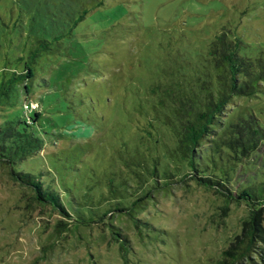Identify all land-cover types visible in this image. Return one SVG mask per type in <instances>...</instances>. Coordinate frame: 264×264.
Masks as SVG:
<instances>
[{"label":"rangeland","instance_id":"rangeland-1","mask_svg":"<svg viewBox=\"0 0 264 264\" xmlns=\"http://www.w3.org/2000/svg\"><path fill=\"white\" fill-rule=\"evenodd\" d=\"M222 25L264 44V0H0V78L59 36L0 117L26 120L24 101L37 104L45 144L19 167L40 171L72 214L38 203L0 162V264H218L253 219L264 237V211L234 197L264 158L244 157L228 194L184 176L164 151L165 125L141 131L151 86L187 71ZM234 100L264 120V92Z\"/></svg>","mask_w":264,"mask_h":264},{"label":"trees","instance_id":"trees-1","mask_svg":"<svg viewBox=\"0 0 264 264\" xmlns=\"http://www.w3.org/2000/svg\"><path fill=\"white\" fill-rule=\"evenodd\" d=\"M241 38L237 29L222 25L204 53L194 49L195 63L187 71H179L168 84L152 85L154 103L146 111L145 126L141 129L152 138L153 132L160 135L156 124L165 125L172 144L165 140L164 151L174 164L187 168L184 176L191 175L198 183L221 188L228 194L231 192L226 184H230L236 167L244 163L243 158L250 156L249 165L258 164L264 158V120L234 100L263 94L264 44ZM58 39L59 36H52L37 40L26 59L19 57L18 66L2 71L0 105L12 106V97L18 88L31 87L38 58L50 51V44ZM25 103L28 102L24 101L23 106ZM39 110H30L28 113L34 112V115L27 116L26 120L10 114L0 117V162L7 166L15 181L32 191L38 203L49 204L63 216L72 218L62 201V193L53 183H47L49 180L40 171L35 173L19 167L44 147V132L38 125ZM137 164L148 171L141 158L136 159L134 165ZM175 168L178 171L177 165ZM170 175L166 173L168 179ZM255 175L253 182L241 187L234 197L251 209L255 207L252 212L258 209L260 212L264 211V169ZM153 190L162 189L150 187L149 192ZM114 211L126 214L128 208L119 205ZM258 231L257 220L253 219L243 235L237 236L222 252L218 264H264L263 248L258 241L259 238L264 242V237Z\"/></svg>","mask_w":264,"mask_h":264},{"label":"built area","instance_id":"built-area-1","mask_svg":"<svg viewBox=\"0 0 264 264\" xmlns=\"http://www.w3.org/2000/svg\"><path fill=\"white\" fill-rule=\"evenodd\" d=\"M37 104L36 103H32V102H29V103H25L24 104V109L26 110V111H30V110H35V109H37Z\"/></svg>","mask_w":264,"mask_h":264}]
</instances>
